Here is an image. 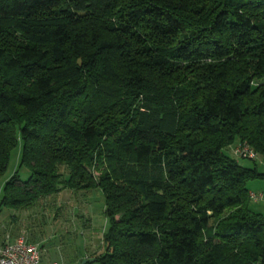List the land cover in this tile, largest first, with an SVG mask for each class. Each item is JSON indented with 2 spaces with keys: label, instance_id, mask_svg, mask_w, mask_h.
<instances>
[{
  "label": "trees",
  "instance_id": "obj_1",
  "mask_svg": "<svg viewBox=\"0 0 264 264\" xmlns=\"http://www.w3.org/2000/svg\"><path fill=\"white\" fill-rule=\"evenodd\" d=\"M19 142L0 208L99 189L95 263L264 264V0H0V178Z\"/></svg>",
  "mask_w": 264,
  "mask_h": 264
},
{
  "label": "rangeland",
  "instance_id": "obj_2",
  "mask_svg": "<svg viewBox=\"0 0 264 264\" xmlns=\"http://www.w3.org/2000/svg\"><path fill=\"white\" fill-rule=\"evenodd\" d=\"M224 153L233 158L230 149L225 150ZM20 156L21 143L19 142L11 153L5 174L0 178V189L15 173H18L21 181H25L29 177L25 168L19 169ZM263 161L264 158H259L256 161L259 174H264ZM238 162L245 167L253 166L249 161L239 160ZM91 172L97 179L99 174L94 171ZM63 178H67V173ZM246 188L250 194L263 195V200L258 203L250 201L248 208L253 213L264 217V181L251 180L247 183ZM68 197H71L68 206L62 204L65 201L64 194L53 195L48 198L50 200H45L44 203L48 205L46 207L48 212L47 218L44 217V222L43 212H33L32 214V225L31 221L30 225L33 228L32 236L41 247V264H82L87 253L88 255L102 253V237L108 230L109 221L104 214L105 205L101 191L95 189L71 192ZM60 199L59 208H57L58 204L51 207L49 201L55 203L56 201L60 202ZM1 211L0 223L2 226H9L11 217L17 215L15 210L3 208ZM36 222H38L37 226L35 225ZM16 223L14 230H20L23 223ZM88 264L98 263L89 262Z\"/></svg>",
  "mask_w": 264,
  "mask_h": 264
},
{
  "label": "crops",
  "instance_id": "obj_3",
  "mask_svg": "<svg viewBox=\"0 0 264 264\" xmlns=\"http://www.w3.org/2000/svg\"><path fill=\"white\" fill-rule=\"evenodd\" d=\"M264 163V161H263ZM71 191H62L61 193H59L58 195H63L64 194V202L62 203L63 205H67L69 204V202L71 201V197H68V194H70ZM1 195H2V189H0V198H1ZM50 200V199H48ZM45 202V201H43ZM50 202V205L51 207L52 206H56L57 204V208L60 207V203H61V199H60V202L56 201L55 203H53L52 201H49ZM56 204V205H55ZM48 205L47 204H42V203H38L36 204L35 206L33 207H30L28 209H24V210H18V211H15L17 215H14L11 217V220H10V224L9 226H2V223H0V247H2L3 245L5 244H8V243H13L18 237H20L21 235H25V238H26V241L30 244H33V245H37L39 247V249L41 248L39 243L36 242V240L33 238L32 234V214L33 212H37V213H42V218H43V222L45 221V218H47V208ZM3 208H0V215H1V210ZM7 209V208H5ZM46 210V211H45ZM17 212H20V213H17ZM34 216H36L34 214ZM30 221H31V225H30ZM16 222H21L23 223L22 224V228L19 230H14V227L15 225L17 224ZM38 222L35 223V225L37 226ZM39 224H40V220H39ZM41 225V224H40ZM98 254H89L88 253L86 254L84 260L85 261H89V260H94V256H97ZM41 260H42V256H41V252H40V264H41ZM74 262V261H73ZM68 263H71V262H68ZM74 264V263H72ZM88 264V263H87Z\"/></svg>",
  "mask_w": 264,
  "mask_h": 264
},
{
  "label": "built area",
  "instance_id": "obj_4",
  "mask_svg": "<svg viewBox=\"0 0 264 264\" xmlns=\"http://www.w3.org/2000/svg\"><path fill=\"white\" fill-rule=\"evenodd\" d=\"M234 153L239 159H257V154L247 145H239ZM251 198L256 202L262 196L251 195ZM0 264H40V249L37 245L28 243L25 235H21L13 243L0 247Z\"/></svg>",
  "mask_w": 264,
  "mask_h": 264
},
{
  "label": "water",
  "instance_id": "obj_5",
  "mask_svg": "<svg viewBox=\"0 0 264 264\" xmlns=\"http://www.w3.org/2000/svg\"><path fill=\"white\" fill-rule=\"evenodd\" d=\"M89 262L92 263V262H95V260L84 261L82 264H87Z\"/></svg>",
  "mask_w": 264,
  "mask_h": 264
}]
</instances>
